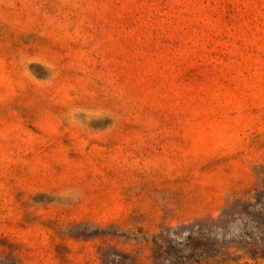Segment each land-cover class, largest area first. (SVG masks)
Instances as JSON below:
<instances>
[{"label": "rangeland", "instance_id": "374dc122", "mask_svg": "<svg viewBox=\"0 0 264 264\" xmlns=\"http://www.w3.org/2000/svg\"><path fill=\"white\" fill-rule=\"evenodd\" d=\"M0 264H264V0H0Z\"/></svg>", "mask_w": 264, "mask_h": 264}]
</instances>
